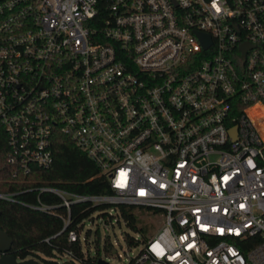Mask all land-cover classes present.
I'll return each mask as SVG.
<instances>
[{"label":"built area","instance_id":"built-area-1","mask_svg":"<svg viewBox=\"0 0 264 264\" xmlns=\"http://www.w3.org/2000/svg\"><path fill=\"white\" fill-rule=\"evenodd\" d=\"M0 130L12 176L56 133L105 176L25 188L62 229L82 201L160 210L129 264H264V0H0Z\"/></svg>","mask_w":264,"mask_h":264},{"label":"trees","instance_id":"trees-1","mask_svg":"<svg viewBox=\"0 0 264 264\" xmlns=\"http://www.w3.org/2000/svg\"><path fill=\"white\" fill-rule=\"evenodd\" d=\"M4 140V134L0 130V191L13 193L14 196L12 199L0 197V228L11 238L9 252L16 258L33 256L41 264H76V261L81 264H97L101 254L114 251L110 241L104 238L100 243L99 237H96L95 254L85 256L81 249L80 237L70 240L67 234L69 229L79 234L85 219L92 218L94 211H97V215L111 219L113 216L107 209H113L131 231L139 234V239L145 241L151 236L146 225L137 224L140 220L134 213V208L149 214H158L160 210L121 202L72 203L69 210L70 222L62 229L66 209L59 205L61 200L58 196L48 191L38 194L36 189L24 191L25 188L48 184L77 194H111L105 176L82 149L77 148L69 137L61 133L53 136L52 161L46 168L33 166L29 173L19 172L12 176L9 169L3 165ZM31 203L54 204L55 207L44 212L27 205ZM86 231L87 229L85 233ZM94 232L98 236V230L95 229ZM124 240L129 246L137 239L126 233ZM61 255H68V258L59 261L57 257Z\"/></svg>","mask_w":264,"mask_h":264},{"label":"rangeland","instance_id":"rangeland-1","mask_svg":"<svg viewBox=\"0 0 264 264\" xmlns=\"http://www.w3.org/2000/svg\"><path fill=\"white\" fill-rule=\"evenodd\" d=\"M107 211L113 216L110 217H102L97 215V211H94L91 216L92 218H87L84 221L82 229L78 231L79 237L81 240V249L84 252V255H94V243L96 237H99L100 243L103 239L107 238L114 251L112 254H101L100 258H104L108 262L112 264H123L126 263L130 258L135 256V254L140 250L143 245V240L139 239V234L137 232L131 231L123 222L122 218L117 215V212L113 209H107ZM134 213L139 218L138 225H146L148 227L149 234H153L157 228L162 223V215L161 214H149L144 211L139 210L137 207L134 208ZM117 218L119 220H117ZM87 229V233L85 230ZM98 230V236L94 232V230ZM129 234L135 237L137 240L133 245L127 246L124 236L125 234ZM59 261L65 260L68 258V255H61L57 257ZM76 264H81L80 261H76ZM73 264V263H69Z\"/></svg>","mask_w":264,"mask_h":264},{"label":"water","instance_id":"water-1","mask_svg":"<svg viewBox=\"0 0 264 264\" xmlns=\"http://www.w3.org/2000/svg\"><path fill=\"white\" fill-rule=\"evenodd\" d=\"M201 38L206 40L205 35H201ZM208 42V41H207ZM234 129H231V133ZM11 246V238L6 234L4 230L0 228V264H41L35 257L16 258L9 252ZM97 264H112L104 258H98Z\"/></svg>","mask_w":264,"mask_h":264}]
</instances>
